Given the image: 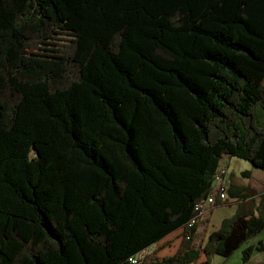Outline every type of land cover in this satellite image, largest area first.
<instances>
[{"label":"trees","instance_id":"16d2710c","mask_svg":"<svg viewBox=\"0 0 264 264\" xmlns=\"http://www.w3.org/2000/svg\"><path fill=\"white\" fill-rule=\"evenodd\" d=\"M228 157L264 175V0H0V264L230 260L264 192L193 224Z\"/></svg>","mask_w":264,"mask_h":264},{"label":"rangeland","instance_id":"374dc122","mask_svg":"<svg viewBox=\"0 0 264 264\" xmlns=\"http://www.w3.org/2000/svg\"><path fill=\"white\" fill-rule=\"evenodd\" d=\"M222 167H223V170L221 171L225 174V177H227L229 188L231 185H235L238 188H245V194L249 196L250 198L259 197V195L264 192V175H260L258 179L254 181L246 179L243 176V173L245 171L248 172V171L254 170L252 164H250L246 160L228 157L223 162ZM237 201L238 200H232L228 193V199L226 201H220L221 203L220 208H217L215 205H207V207L205 208L204 218L200 222L202 225L203 224L205 225L206 222H208L209 220V224L201 228V231L205 233V237H204L205 243L207 242L208 237L213 231H217L220 229L222 225V220L226 216H227L226 218H229V217L231 218L233 215L231 214V212H235V211L237 212V209H238ZM182 234L176 233L170 238L168 237L167 240L162 242L156 248H153L151 251H153L154 249L159 250L160 258H165L167 256L169 257L174 256L177 253L175 245L180 244V242H182L183 240ZM260 241L264 242V232L261 236L254 238L247 245L243 246L230 260L226 258H222V257H215L213 258V260H211V264H242L244 252L249 247H253V246L260 247L262 245ZM259 258L263 260L264 254L262 255V257H259ZM252 261H255V260L253 259Z\"/></svg>","mask_w":264,"mask_h":264},{"label":"built area","instance_id":"2783aa9c","mask_svg":"<svg viewBox=\"0 0 264 264\" xmlns=\"http://www.w3.org/2000/svg\"><path fill=\"white\" fill-rule=\"evenodd\" d=\"M229 184L227 182V177H225V174L222 172L221 175L218 177L216 184L214 185V191L213 194L209 197L207 201H205L203 204L198 206L199 215L197 219L193 221V224L196 223V221H202L205 215V208L207 205H215L218 201H226L228 199V191H229ZM146 254H142L141 256H136L132 259H130V262L132 264H139L140 260L145 257Z\"/></svg>","mask_w":264,"mask_h":264},{"label":"crops","instance_id":"0c3cea01","mask_svg":"<svg viewBox=\"0 0 264 264\" xmlns=\"http://www.w3.org/2000/svg\"><path fill=\"white\" fill-rule=\"evenodd\" d=\"M260 193H261V192H260ZM261 194H262V193H261ZM235 213H236V211H235V212H231V214H233V215H234ZM231 214H230V215H231ZM233 215H232V216H233ZM226 217H227V216H226ZM226 217H225V218H226ZM225 218H224V219H225ZM224 219H223V220H224ZM212 220H213V218H212ZM223 220H222V222H223ZM219 227H220V226H219ZM182 232H183V229L177 231L176 233H178V234H182ZM176 233H174V234H176ZM174 234H173V235H174ZM173 235H171V236H173ZM171 236H170V237H171ZM170 237H169V238H170ZM165 240H167V239H165ZM165 240H164V241H165ZM164 241H163V242H164ZM161 243H162V242H161ZM161 243H160V244H161ZM181 243H182V242H180V244H181ZM260 243L263 244V246H264V242H263V241H260ZM160 244H158V245H160ZM180 244L175 245L176 252L178 251ZM158 245H157V246H158ZM157 246H156V247H157ZM156 247H152V249H153V248H156ZM255 247H257V246H255ZM152 249H151V250H152ZM176 252H175V253H176ZM263 254H264V252H259L258 250L255 251V253H254V257H253V259H254L255 261H252L251 264H264V259L262 260L261 258H259V257H262ZM242 260H243V259H242ZM242 264H243V263H242Z\"/></svg>","mask_w":264,"mask_h":264}]
</instances>
